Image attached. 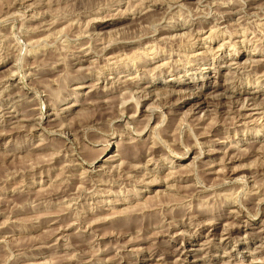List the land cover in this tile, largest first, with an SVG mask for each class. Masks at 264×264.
Returning <instances> with one entry per match:
<instances>
[{
	"label": "rangeland",
	"instance_id": "1",
	"mask_svg": "<svg viewBox=\"0 0 264 264\" xmlns=\"http://www.w3.org/2000/svg\"><path fill=\"white\" fill-rule=\"evenodd\" d=\"M172 1L0 0V264H264V0Z\"/></svg>",
	"mask_w": 264,
	"mask_h": 264
},
{
	"label": "bare ground",
	"instance_id": "2",
	"mask_svg": "<svg viewBox=\"0 0 264 264\" xmlns=\"http://www.w3.org/2000/svg\"><path fill=\"white\" fill-rule=\"evenodd\" d=\"M167 1V0H166ZM169 1H171V0H169ZM176 1V0H175ZM255 1V0H254ZM172 2H174V0L172 1ZM244 2V1H243ZM250 3V2H249ZM174 4H175V2H174ZM226 6H222V8H230V6L231 5H233V3H228V2H226ZM245 4V3H244ZM236 4L234 3V6H235ZM174 6V5H173ZM250 6V5H249ZM142 7V6H141ZM145 7V6H144ZM232 7V6H231ZM252 8V7H251ZM262 8V7H261ZM88 11V10H87ZM152 11V10H151ZM136 12V11H135ZM153 12V11H152ZM134 13V12H133ZM140 13V12H139ZM138 13V14H139ZM142 13V12H141ZM148 13H151V12H148ZM227 13V12H226ZM153 14V13H152ZM264 14V13H263ZM141 15V14H140ZM145 15V14H144ZM147 15V14H146ZM223 15V14H222ZM221 15V16H222ZM110 16V15H109ZM137 16V15H136ZM150 16V15H149ZM226 16V15H225ZM258 16V15H257ZM130 17V16H129ZM122 18V17H121ZM135 18V17H134ZM154 18V17H153ZM222 18V17H221ZM255 18V17H254ZM258 18V17H257ZM133 19V18H132ZM138 19H139V17H138ZM242 19V18H241ZM151 20V19H150ZM148 21V20H147ZM152 21V20H151ZM155 21V20H154ZM58 22V21H57ZM132 22V21H131ZM257 24V23H256ZM258 25V24H257ZM254 26V25H253ZM235 27V26H234ZM238 28V27H237ZM36 29V28H35ZM236 29V28H235ZM164 30H166V29H163L162 31H164ZM157 32V31H156ZM237 32V31H236ZM251 33H254L255 31H250ZM262 32V31H261ZM223 33V32H222ZM231 33V32H230ZM215 34V32H213L212 34H210L209 35V37L208 38H210V39H212V37H213V35ZM218 34V31H216V35ZM223 35V34H222ZM228 35V34H227ZM232 35H233V33H232ZM235 35V34H234ZM230 36V35H229ZM254 37V36H253ZM217 38V37H216ZM126 39V38H125ZM156 40V39H155ZM256 40H259V38L258 39H256ZM255 39H254V41H256ZM153 42V41H152ZM180 42V41H179ZM249 42H251L250 40H249ZM185 43V42H184ZM232 43V42H231ZM231 43H229L231 46H232V48H234V50L233 51H235V52H237L238 50H237V48L238 47H236V45L235 44H231ZM260 44V43H259ZM155 45V44H154ZM176 45V44H175ZM36 46V45H35ZM115 46V45H114ZM259 45H257V46H255V47H258ZM236 47V48H235ZM263 47V46H262ZM38 48H39V46H38ZM157 48V47H156ZM159 48V47H158ZM161 49V48H160ZM218 49V48H217ZM261 49V48H260ZM263 49V48H262ZM103 50L104 51H106L107 50V48L105 47H103ZM46 51V50H45ZM97 51V50H96ZM205 51V50H204ZM48 52H49V50H48ZM102 52V51H101ZM209 52V51H208ZM234 52V54H233V56H235L236 55V53ZM47 53V51L45 52V54ZM58 53V52H57ZM156 53V52H155ZM171 53V52H170ZM210 53V52H209ZM50 54H52V52L50 53ZM49 54V55H50ZM47 55H48V53H47ZM205 55H206V53H205ZM36 56V55H35ZM46 55H44V57H45ZM51 56H53V55H51ZM189 56V55H188ZM40 57V56H39ZM43 57V56H42ZM54 57V56H53ZM145 57V56H144ZM203 57V56H202ZM201 57V58H202ZM48 58H52V57H48ZM188 58V57H187ZM233 58V57H232ZM43 59H45V58H43ZM42 59V61L44 62V60ZM54 59H56L55 57H54ZM4 60V59H3ZM38 60V59H37ZM46 60V59H45ZM58 60V59H57ZM41 61V60H40ZM48 61V60H47ZM54 61V60H53ZM70 61V60H69ZM55 62V61H54ZM59 62V61H58ZM41 63V62H40ZM47 63H49V62H47ZM46 64V63H45ZM55 64V63H54ZM47 65V64H46ZM128 65V64H127ZM135 66V65H134ZM160 66V65H159ZM47 67V66H46ZM56 68V67H55ZM158 69H160V68H158ZM150 70V69H149ZM152 70V69H151ZM156 71V70H155ZM163 71V69H160V70H158V73L159 72H162ZM165 71V70H164ZM172 72V71H171ZM155 73V72H154ZM173 74L172 75H176V73L175 72H172ZM256 74V73H255ZM127 84V83H126ZM170 86H172V84H170ZM199 87V86H198ZM215 87V86H214ZM197 88V87H196ZM201 89H202V87H200ZM200 90V89H199ZM215 90V89H214ZM34 91V90H33ZM167 91V95H166V98L168 99L170 96H172V95H174L176 92L174 91V89L172 90V89H170V90H166ZM165 91V92H166ZM55 93V92H54ZM57 93V92H56ZM201 93V92H200ZM67 94V93H66ZM178 94V93H177ZM197 94V93H196ZM196 94H195V96H196ZM37 95V94H36ZM144 96H145V94H144ZM179 96V95H178ZM182 96V95H181ZM58 97V96H57ZM197 97V96H196ZM199 97V96H198ZM49 98V97H48ZM166 98L164 97L163 99L164 100H166ZM181 99H182V97H181ZM37 101V100H36ZM58 101V100H57ZM38 102V101H37ZM137 104H138V101H135V104H133V106H135L136 108H137ZM257 105V104H256ZM259 105V104H258ZM242 107V106H241ZM242 108H244V106L242 107ZM241 108V109H242ZM228 113V112H227ZM174 114V113H173ZM122 115V114H121ZM173 116V115H172ZM240 117H239V119L237 118V116H236V118H237V120H238V122L240 121V120H244V119H246V118H248L245 114H241L240 113V115H239ZM253 116V115H252ZM174 117V116H173ZM262 117H263V115H262ZM235 118V117H234ZM259 118H261V116L259 117ZM259 118H257L256 119V121L259 119ZM232 119V118H231ZM236 120V119H235ZM234 120V121H235ZM233 121V120H232ZM232 121H230V122H228V124L230 123V126H231V122ZM41 122V121H40ZM147 122V121H146ZM237 122V121H236ZM246 123V122H245ZM242 124V126H244V127H246L247 128V124ZM251 123V122H250ZM253 124V123H252ZM236 125V124H235ZM235 125L233 126H231L232 128L233 127H235ZM256 125V124H255ZM62 126V125H61ZM259 126H261V127H264L263 125H260V123H259ZM146 127V126H145ZM145 127H143V129L145 128ZM216 127V126H215ZM231 127H229V128H231ZM214 128V127H213ZM249 128V127H248ZM142 129V130H143ZM141 130V131H142ZM212 130V129H211ZM9 131V130H8ZM141 131H138V132H141ZM154 131V130H153ZM3 132V131H2ZM1 133V132H0ZM259 133V132H258ZM9 134V133H8ZM61 135V134H60ZM194 139V138H193ZM136 141V140H135ZM134 141V142H135ZM196 141V140H195ZM133 142V141H132ZM151 142V141H150ZM149 143V142H148ZM154 144H156V143H154ZM195 144H196V142H195ZM253 145V143H250V145ZM121 146H123V145H121ZM132 146V145H131ZM156 147H157V145H155ZM255 146V145H254ZM254 146L252 147L253 149H254ZM154 147V146H153ZM188 147V146H187ZM247 147V150H250L251 149V146H250V149L248 148V146H246ZM252 149V150H253ZM123 150H125V149H123ZM148 150V149H147ZM150 150V149H149ZM200 150V149H199ZM199 150H198V152H199ZM256 150H258V149H256ZM153 151H154V149H153ZM185 151H186V149H185ZM251 151V150H250ZM254 151L255 150H253L252 152L254 153ZM120 152V151H119ZM148 152V151H147ZM257 152V151H256ZM258 152H260V150H258ZM149 153V152H148ZM176 153H178V152H176ZM253 153H251V154H253ZM201 153L199 152V155H200ZM23 158V157H22ZM235 158V157H234ZM222 160V159H221ZM210 163V162H209ZM250 169V168H249ZM228 170V169H227ZM233 170H234V168H233ZM177 171V170H176ZM222 171V170H221ZM173 176V175H172Z\"/></svg>",
	"mask_w": 264,
	"mask_h": 264
}]
</instances>
